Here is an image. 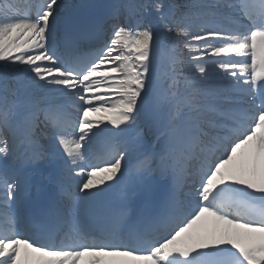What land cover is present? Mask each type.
<instances>
[{
    "label": "snow or ice",
    "instance_id": "1",
    "mask_svg": "<svg viewBox=\"0 0 264 264\" xmlns=\"http://www.w3.org/2000/svg\"><path fill=\"white\" fill-rule=\"evenodd\" d=\"M65 7L0 0V163L9 131L25 149L0 168V264H264V0H119L110 35L101 20L60 26ZM146 103L163 146L135 179L197 169L187 207L169 197L128 223L93 207L125 176L135 142L120 133L147 135ZM105 131L113 151L86 168ZM49 154L78 182L33 211L29 169Z\"/></svg>",
    "mask_w": 264,
    "mask_h": 264
},
{
    "label": "rangeland",
    "instance_id": "2",
    "mask_svg": "<svg viewBox=\"0 0 264 264\" xmlns=\"http://www.w3.org/2000/svg\"><path fill=\"white\" fill-rule=\"evenodd\" d=\"M62 3L66 7H65L64 11L61 13L60 18L65 17L66 14L72 13L73 9L78 8L77 12L73 13L72 21L68 22L69 23L68 26H73V25L78 24V23L85 21V20H98L99 16L102 13H104L105 11H107V9L109 7H112L113 5L117 4L118 0H62ZM60 18H59V20H60ZM257 102H259V101H257ZM105 132H108V131H105ZM105 132H102L101 134H105ZM129 132H130V129L121 133L122 136L124 137L123 139L129 138V135H128ZM69 138H71V137H69ZM82 163L86 168L89 165H91L88 158L85 161H83ZM74 171H76V169H74ZM128 176H129V182L132 181L131 174L125 175L121 179L120 183L115 184L107 194H109L111 192H114V193L116 192L118 194V197L123 200V195H124L123 192L128 191L125 187L127 185L126 177H128ZM147 190H148V188L138 187V190H136V193H135L136 196L130 198L131 203H132L130 208L134 209V213L132 214L133 218L136 216L137 210L140 206V199L139 198ZM128 194H129V191H128ZM169 197H172L171 193L169 194ZM98 201H96L95 204H97ZM95 204H94V206H95Z\"/></svg>",
    "mask_w": 264,
    "mask_h": 264
},
{
    "label": "trees",
    "instance_id": "3",
    "mask_svg": "<svg viewBox=\"0 0 264 264\" xmlns=\"http://www.w3.org/2000/svg\"><path fill=\"white\" fill-rule=\"evenodd\" d=\"M32 2L36 3V2H38V0H32ZM118 2H119V0H118ZM172 2L179 4V5H185L186 6V5L193 3V0H172ZM111 12H112V7H109L107 9V11L102 13L100 18H99V20L107 22L105 24V32L108 35H110V29H111V21H110ZM196 23L199 24V21L196 20ZM162 41L165 45H167L169 43L168 41L164 40L163 37H162ZM181 47H183V45H181ZM137 125H138L139 129H143L145 131H147L148 127H152L154 130V128H155V115H154V110H153V107L151 104L146 103L142 107V110L138 115ZM45 131H48L50 134L49 130H45ZM133 132H134V134H136L135 141L138 142V145H139L141 151H143L144 153L148 154V153H152V152H159L161 147L163 146V140L162 139L157 140L155 135H153L152 131H147V135H142L141 132L138 131L137 128H133ZM8 134H9V132L7 133V139H8ZM16 139H17V137H16ZM8 142H9V140H8ZM42 144L44 145L45 148L48 147L47 141H42ZM9 146L11 148L10 142H9ZM133 152H134V150L132 151V153ZM12 156H13V151L11 150L8 158H10ZM129 156H130V154H128L126 156V158H128ZM57 160L58 159L54 155L49 154L48 159L45 162V164H50L53 161H57ZM189 164L193 165L195 163H194V161H191ZM68 178H70L69 175H68ZM73 183H74V181H73Z\"/></svg>",
    "mask_w": 264,
    "mask_h": 264
}]
</instances>
